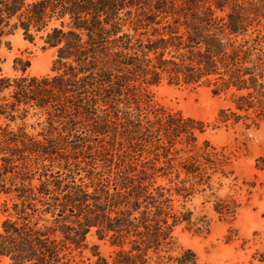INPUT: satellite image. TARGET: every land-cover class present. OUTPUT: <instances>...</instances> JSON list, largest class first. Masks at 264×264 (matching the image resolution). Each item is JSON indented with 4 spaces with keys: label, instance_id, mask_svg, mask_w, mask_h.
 I'll return each instance as SVG.
<instances>
[{
    "label": "trees",
    "instance_id": "obj_1",
    "mask_svg": "<svg viewBox=\"0 0 264 264\" xmlns=\"http://www.w3.org/2000/svg\"><path fill=\"white\" fill-rule=\"evenodd\" d=\"M17 30L56 58L54 73L26 62L12 79L0 56V116L43 117L37 133L0 123V257L81 264L91 247V264H110L95 235L118 246L113 260H152L178 222L147 166L197 140V121L150 87L223 79L239 115H264V0H0V46Z\"/></svg>",
    "mask_w": 264,
    "mask_h": 264
},
{
    "label": "rangeland",
    "instance_id": "obj_2",
    "mask_svg": "<svg viewBox=\"0 0 264 264\" xmlns=\"http://www.w3.org/2000/svg\"><path fill=\"white\" fill-rule=\"evenodd\" d=\"M217 13L224 16L226 11ZM0 56L3 74L12 79L23 73L26 62L25 74L54 73L56 48L39 35L28 39L17 30L4 36ZM150 91L156 105L197 121V140L178 144L173 153L165 150L154 168V162L147 166L146 176L172 198L178 222L173 241L152 260H113L118 246L95 235L89 236L90 246L97 244L110 264H264V115H239L235 94L241 91L224 87L223 79L187 84L164 78ZM34 113L16 120L0 116V123L37 133L43 117ZM6 199L0 192V230ZM92 252L91 247L85 250L81 264L94 261ZM0 264L10 260L0 257Z\"/></svg>",
    "mask_w": 264,
    "mask_h": 264
}]
</instances>
